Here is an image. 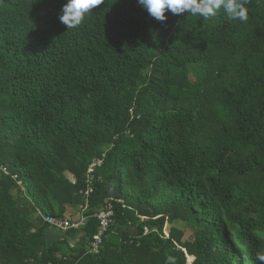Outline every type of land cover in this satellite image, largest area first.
<instances>
[{
	"label": "trees",
	"instance_id": "16d2710c",
	"mask_svg": "<svg viewBox=\"0 0 264 264\" xmlns=\"http://www.w3.org/2000/svg\"><path fill=\"white\" fill-rule=\"evenodd\" d=\"M66 3L0 0V264H261L264 0L246 23L104 0L74 29ZM67 204L82 223L48 246L37 211L64 218Z\"/></svg>",
	"mask_w": 264,
	"mask_h": 264
},
{
	"label": "clouds",
	"instance_id": "9594fccd",
	"mask_svg": "<svg viewBox=\"0 0 264 264\" xmlns=\"http://www.w3.org/2000/svg\"><path fill=\"white\" fill-rule=\"evenodd\" d=\"M139 4L147 9L149 15L160 22L167 20V12L173 15L190 13L193 16L209 20L217 16L223 9L229 19L248 21V9L246 5L250 0H138ZM104 0H67L63 6L60 21L68 29L81 26L86 17L90 16L93 9L102 5ZM257 260L264 264V252H258ZM166 264H176V258L168 256Z\"/></svg>",
	"mask_w": 264,
	"mask_h": 264
},
{
	"label": "built area",
	"instance_id": "2783aa9c",
	"mask_svg": "<svg viewBox=\"0 0 264 264\" xmlns=\"http://www.w3.org/2000/svg\"><path fill=\"white\" fill-rule=\"evenodd\" d=\"M103 156H105V154ZM103 161H104V158L99 157V158L94 159L89 165V177H88L89 186L86 191V195L88 196L93 192V187L91 185L93 178H94L93 172L97 167L103 164ZM2 170L5 173H8L6 168H2ZM19 183L21 184V181H19ZM120 201L122 203L124 202L123 200H120ZM37 214L45 222L49 223L51 225V228L55 230L56 232H59V231L65 232L69 228H77L82 223V221H74L73 218L71 217L60 218V217L47 215L39 209L37 211ZM114 214H115V209L112 203H108L106 206L101 208L99 212L97 213V217L100 221V225H99L98 232L94 235V239L91 245L92 252L94 253L99 252L100 245L103 240V235L108 231L110 225L112 224ZM149 231L150 230L147 227H145V234H147Z\"/></svg>",
	"mask_w": 264,
	"mask_h": 264
},
{
	"label": "water",
	"instance_id": "95a60500",
	"mask_svg": "<svg viewBox=\"0 0 264 264\" xmlns=\"http://www.w3.org/2000/svg\"><path fill=\"white\" fill-rule=\"evenodd\" d=\"M107 189H108V194L110 197H112V198L117 197L118 191H117V187L115 184H109ZM80 217H81V214L77 213L76 215L73 216V220L78 221L80 219ZM127 231L130 234L135 235L136 233H138L139 230L135 226H130L127 229ZM57 237H58L57 233L53 229L49 228L46 232L47 245L48 246L53 245L56 242Z\"/></svg>",
	"mask_w": 264,
	"mask_h": 264
},
{
	"label": "rangeland",
	"instance_id": "374dc122",
	"mask_svg": "<svg viewBox=\"0 0 264 264\" xmlns=\"http://www.w3.org/2000/svg\"><path fill=\"white\" fill-rule=\"evenodd\" d=\"M27 194H28L27 192L24 193V196H25L24 200L25 201H23V202H25V203H23V204H25V205H26V203L31 204V201H32L31 197L27 196ZM36 200H37V198H36ZM173 225L177 226V228L184 231V233H185L184 240H191V241L194 240L193 239L194 233L198 229V225L196 223H193V222L188 223V222H185L183 220H179V221L175 222ZM169 227L170 226H166L167 233L169 232ZM189 260H192L191 257H189Z\"/></svg>",
	"mask_w": 264,
	"mask_h": 264
},
{
	"label": "crops",
	"instance_id": "0c3cea01",
	"mask_svg": "<svg viewBox=\"0 0 264 264\" xmlns=\"http://www.w3.org/2000/svg\"><path fill=\"white\" fill-rule=\"evenodd\" d=\"M69 177L71 178V179H73L74 177H73V175L71 174V173H69ZM81 207V206H80ZM79 206H77L76 204H67V211H66V215H65V217H73L74 215H76L77 214V212H78V209L80 208ZM131 226H134V225H131ZM136 227V226H135ZM129 228V227H128ZM56 232V231H55ZM57 233V232H56ZM57 235H58V233H57ZM70 239H71V245H74V244H76V242H78L79 241V237H76L75 239H72L71 237H70Z\"/></svg>",
	"mask_w": 264,
	"mask_h": 264
}]
</instances>
